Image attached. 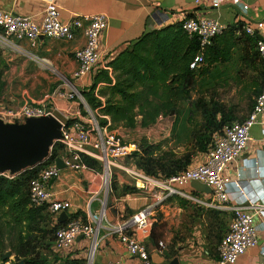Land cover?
Masks as SVG:
<instances>
[{
	"label": "crops",
	"instance_id": "1",
	"mask_svg": "<svg viewBox=\"0 0 264 264\" xmlns=\"http://www.w3.org/2000/svg\"><path fill=\"white\" fill-rule=\"evenodd\" d=\"M237 1L236 3V0H0V5L8 11L31 17L38 24L42 23L45 10L50 4H56L60 8L64 22H70L74 16L105 14L108 18V27L99 37V47L104 60L108 62L143 34L180 22L183 17L191 18L189 14L192 18L217 19L226 26L239 21L245 24L250 23L257 29V35L264 40V0ZM217 2L220 5L215 7ZM21 45L33 56H17L11 52L0 53V70L3 71L4 83L0 97L12 107H19L25 103H41L49 99L48 93L53 85H57V89L62 91H69V87L78 88L82 93L88 91L95 83L96 74L104 70L101 66L86 78L73 79V73L78 68L74 53L84 45L82 36L75 41L46 38L35 42L24 40ZM14 86H19L20 90L13 92ZM103 86V83H99L95 92ZM56 106L62 112L65 110L75 112L79 109L76 101L70 102L62 98L57 100ZM137 129L145 131L151 127L142 128L139 122L134 129L120 130L129 132ZM167 137L168 135L149 142L157 143ZM142 139L144 138L135 144L126 143L137 148ZM224 175L231 179L227 189L230 199L233 200V206L239 202L244 203V199L264 200V112L259 114L258 123L251 132V140L239 160L230 163ZM89 177L88 173L80 174L64 170L60 179L51 185L52 191L58 198L70 202L71 208L66 212L69 217H73L77 212H80V215L84 214L90 194L87 190ZM116 181L122 185H129L126 179L119 174ZM132 186L135 187L136 184L133 183ZM116 188L117 195L112 198L108 209V217L111 221L119 222L128 219L148 206L147 197L141 195L134 197L136 194L124 195L120 193L117 185ZM178 189L185 196L177 194L165 196L156 202L154 207L163 214L162 222L166 227L162 232L163 237H160L158 241H146L152 264H170L176 258L179 264H219L218 259L210 251L216 252L219 244L214 236L223 237L229 228L233 218L230 207L217 209L227 212L220 215L225 222L223 232H217L206 219L208 217L211 220L207 215V209L215 208L198 205L193 200L197 198L201 202L208 203L212 196L202 193L194 195L190 184L178 187ZM248 204L245 203L244 207L255 214L258 243L249 249L236 264H264V214L257 212ZM196 206L199 207L200 221L199 224L196 222L194 225L189 217L194 215L192 211ZM52 221L55 223L54 217ZM153 221L155 223L156 220L153 219ZM188 223L191 224L188 225ZM187 226L191 228L189 234L184 228ZM159 241L164 243L163 249H159ZM90 245V239L78 238L73 247L59 255L69 261L77 262L76 264H88ZM172 252L176 253L175 257L172 256ZM110 262L141 264L139 259L127 252L117 237L101 240L94 256V264Z\"/></svg>",
	"mask_w": 264,
	"mask_h": 264
},
{
	"label": "built area",
	"instance_id": "2",
	"mask_svg": "<svg viewBox=\"0 0 264 264\" xmlns=\"http://www.w3.org/2000/svg\"><path fill=\"white\" fill-rule=\"evenodd\" d=\"M219 5L217 2L214 6ZM180 22L190 37L195 36L199 40L200 51L191 68L200 67L204 62V52L212 46L214 38L227 26L217 19L207 17H183ZM107 27L108 18L105 14L74 16L70 22H64L60 8L56 4H50L45 10L42 23L38 24L31 17L8 11L0 5V53L11 52L17 56L32 57L33 54L22 47V41L35 42L41 38L75 41L82 36L84 45L74 53L78 68L73 73V79L78 80L90 76L101 66L110 70L99 47V37ZM243 29L247 35L258 34L257 29L250 23H246ZM257 51L264 66V40H258ZM48 98L41 103H25L19 107H12L0 97V119L6 123L23 124L28 119L53 116L61 123V138L54 142L44 163L28 168L36 171L29 184L30 207L46 208L54 217L55 223H58V218L63 212L71 208L69 201L58 198L51 189V185L60 179L64 171L57 168L56 160L60 158L66 170L80 174L88 173L90 176L87 187L90 193L88 205L83 215L70 216L56 231L54 248L57 252L62 253L70 249L78 238H87L91 240L88 264H94V256L100 241L108 237H117L127 252L139 259L141 264H152L146 241L151 237L154 224L152 211L156 202L168 195L185 196L178 187L189 185L192 181L205 184L213 190L210 202H201L195 198L193 200L196 204L215 209L230 207L229 210L233 213L229 228L218 246L219 264H236L249 249L257 245L255 214L247 211L244 204L249 203L251 208L264 214V200L244 199V203L239 202L233 206L227 189L231 179L225 176L224 172L230 163L239 160L251 140V132L258 123V116L264 112V90L244 120L227 123L220 132L215 133L204 161L161 181L136 172L135 174L143 179L154 182L152 195L156 200L130 218L119 222L109 219V204L99 199L103 185L99 189L98 186L100 181H103L108 192L111 182L106 178L104 183L103 170L109 174L113 167H117L118 160L132 154V147L124 144L116 131L110 130V118L103 115L99 109H93L80 89L69 87V91H62L56 88ZM59 98L70 102L76 101L79 109L75 112L60 111L56 106ZM103 121H106V124H103ZM55 147H60L61 150L54 156ZM87 159L102 163L103 170L100 172L89 168L84 162ZM0 175L13 179L9 173ZM94 204H97L98 209H93ZM163 248L164 243L160 242L159 249Z\"/></svg>",
	"mask_w": 264,
	"mask_h": 264
},
{
	"label": "trees",
	"instance_id": "3",
	"mask_svg": "<svg viewBox=\"0 0 264 264\" xmlns=\"http://www.w3.org/2000/svg\"><path fill=\"white\" fill-rule=\"evenodd\" d=\"M189 17H192L189 14ZM244 22H237L214 38L212 46L204 52L202 66L191 68L200 44L197 37H190L182 28L181 22L170 24L143 34L137 41L130 43L123 51L108 61L109 69L100 70L95 83L83 96L93 109H99L110 118V130L134 129L140 122L142 128L154 126L161 117H174L172 136L157 143L142 139L138 149L128 157L133 166L142 174L162 180L171 178L187 170L198 153H207L215 133L227 123L236 119V109L211 100L199 101V81L215 75L204 68V64L231 62L234 51L240 49L243 60L251 64L258 77L253 78L250 96L253 104L264 90V66L256 50V36L244 32ZM3 71L0 70V96L3 92ZM99 83L104 86L98 91ZM254 107V106H253ZM201 112L203 121L200 126L188 130L187 146L177 152L171 142L180 138V128L193 115ZM239 121V120H235ZM106 124V121L102 122ZM186 132V131H185ZM60 147L53 149L58 155ZM89 168L102 171V165L92 159L84 160ZM35 170L26 169L13 179L0 175V264H49L43 251L52 250L55 234L60 223L48 222L46 208L30 207L29 184ZM117 191L116 184L113 190ZM121 194L137 190L127 185ZM194 195L198 192L192 190ZM211 218L209 223L223 232L225 222L220 215L224 210L207 209ZM48 215V216H47ZM80 215L77 212L73 217ZM153 224L150 240L158 241L163 237ZM220 243L223 237L214 236ZM158 242V247H159ZM219 246V244H218ZM217 250L210 253L218 259ZM11 251L14 260L4 261L2 255ZM175 257L176 253L172 252Z\"/></svg>",
	"mask_w": 264,
	"mask_h": 264
},
{
	"label": "rangeland",
	"instance_id": "4",
	"mask_svg": "<svg viewBox=\"0 0 264 264\" xmlns=\"http://www.w3.org/2000/svg\"><path fill=\"white\" fill-rule=\"evenodd\" d=\"M257 50V49H256ZM242 56V52L240 49H237L234 51V59L231 62L227 63H220V64H204V68H208L211 73L215 75V78H210L205 81H199V101H204L205 103H209L211 100H214V102H219L223 105H226L228 107H233L236 109V119L235 120H244L247 113L251 111L253 108L254 100L252 101L250 92L252 88L253 78L258 77V72L255 71L254 67L249 64L248 62L244 61ZM261 59V58H260ZM57 88L56 86H51V89L49 91V95L54 92V90ZM13 92H16L20 90V87H13ZM47 96V97H48ZM45 97V96H44ZM43 97V98H44ZM256 100V98H255ZM175 118L173 117H167V118H160L157 120L156 124L151 127L149 130L142 131L141 129H137L134 131H124L120 130L118 132V135L120 136L122 142L124 144H128L126 142L136 143L141 138H145L150 142L155 141L156 139H160L164 136L168 137L166 139H169L172 136V128L174 124ZM203 121V117L201 112H197L193 115L191 118V121L185 120V125H183L180 128V138H177L175 141L171 142V146L176 148L177 152H183L187 146V139L186 136L188 135V130H192L193 128L200 126ZM186 131V132H185ZM215 135V134H214ZM213 135V136H214ZM214 140L212 137L211 143ZM210 143V144H211ZM209 144V145H210ZM209 148V147H208ZM132 151H136L138 149L134 148V146L131 148ZM205 153H198L193 163H199L201 161H204ZM191 165H194V164ZM117 167H113L112 170L109 172V174H106L103 170V179L105 183V179L108 178L110 183L109 190L107 192L106 185L103 184V181H100V184L98 186V189L102 186L101 193L99 195L100 199L102 201H107V204H109L112 198L116 197V190L115 184L118 188H120V193H122L121 190H123L121 187V183L116 181V178L119 175L123 176L126 179V182L129 184L127 186L134 187L132 184H136L134 187L137 191L130 194H136L134 197L145 196L148 198L147 205L149 206L156 200L153 195V181L150 182L149 180L143 179L141 176H138L135 174L137 172V169L134 168L132 161L127 157L122 160H118L116 162ZM102 167L103 164L101 163ZM75 173V172H73ZM78 178L79 176L76 175ZM146 177V176H145ZM140 181L138 183V181ZM117 182V183H116ZM148 182L149 185H148ZM138 184V185H137ZM126 185V184H125ZM124 185V186H125ZM144 186V187H143ZM110 188L112 191H110ZM191 188V187H190ZM192 191V189H191ZM133 197V196H132ZM90 196L88 197V199ZM93 209H98L97 204H94ZM194 215H191L189 217V220L192 224L195 225L199 224V207L196 206V208H193ZM153 219H155V223L157 224V230L159 233H162L166 227L165 223L163 221V214L158 209L154 208L152 211ZM48 216V215H47ZM48 222L52 220L51 214H49V217H47ZM207 222H209L208 217H206ZM191 223H188L190 225ZM186 228L187 234H189V230L191 228L189 226L184 227ZM10 251V250H9ZM8 252V251H7ZM42 254L45 256V258L48 259L49 264H76L77 262L69 261L64 257H61L62 255H59L61 253L57 252L54 248V244L52 246V250L43 251ZM9 260H14V255L9 258Z\"/></svg>",
	"mask_w": 264,
	"mask_h": 264
},
{
	"label": "water",
	"instance_id": "5",
	"mask_svg": "<svg viewBox=\"0 0 264 264\" xmlns=\"http://www.w3.org/2000/svg\"><path fill=\"white\" fill-rule=\"evenodd\" d=\"M256 37L263 40L260 35ZM61 129V123L53 116L28 119L23 124L6 123L0 119V174L17 175L30 167L43 164L54 142L61 138ZM56 165L66 170L60 158L56 160ZM190 187L198 193L213 194L212 188L197 181H192ZM68 218V214L63 212L58 223L63 224ZM11 256L12 252L8 251L2 258L6 261ZM170 264H179V261L176 258Z\"/></svg>",
	"mask_w": 264,
	"mask_h": 264
}]
</instances>
